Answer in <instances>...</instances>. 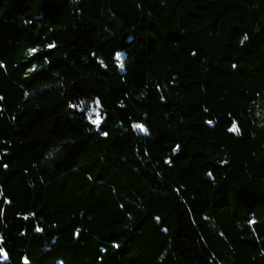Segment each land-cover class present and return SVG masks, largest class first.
Instances as JSON below:
<instances>
[{
  "label": "trees",
  "instance_id": "16d2710c",
  "mask_svg": "<svg viewBox=\"0 0 264 264\" xmlns=\"http://www.w3.org/2000/svg\"><path fill=\"white\" fill-rule=\"evenodd\" d=\"M0 264H264V0H0Z\"/></svg>",
  "mask_w": 264,
  "mask_h": 264
},
{
  "label": "snow or ice",
  "instance_id": "6c2138e0",
  "mask_svg": "<svg viewBox=\"0 0 264 264\" xmlns=\"http://www.w3.org/2000/svg\"><path fill=\"white\" fill-rule=\"evenodd\" d=\"M245 39H246V37H245ZM137 127L139 128V127H141V126L137 125ZM233 130H238V129H236L235 126H234Z\"/></svg>",
  "mask_w": 264,
  "mask_h": 264
},
{
  "label": "rangeland",
  "instance_id": "374dc122",
  "mask_svg": "<svg viewBox=\"0 0 264 264\" xmlns=\"http://www.w3.org/2000/svg\"><path fill=\"white\" fill-rule=\"evenodd\" d=\"M95 114H97V115H98V112H97V110H96V109H95ZM98 119H99V118L97 117V118H96V120H98Z\"/></svg>",
  "mask_w": 264,
  "mask_h": 264
}]
</instances>
